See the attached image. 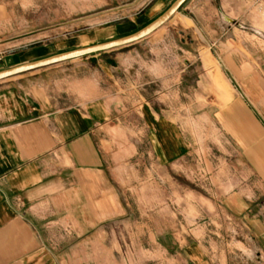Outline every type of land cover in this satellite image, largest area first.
Returning a JSON list of instances; mask_svg holds the SVG:
<instances>
[{
	"label": "crops",
	"instance_id": "1",
	"mask_svg": "<svg viewBox=\"0 0 264 264\" xmlns=\"http://www.w3.org/2000/svg\"><path fill=\"white\" fill-rule=\"evenodd\" d=\"M214 1L215 71L228 72L243 94L218 109L228 128V186L203 178L196 198L243 228L255 264H264V0ZM209 22L198 16L203 31ZM153 32L0 79V264H210L203 244L174 238L171 222L152 227V199L174 197L152 191V159L165 185L191 167L187 136L166 116L164 140L152 143ZM77 47L15 41L0 52V70ZM130 85L146 106L150 140L128 155L110 122L126 117Z\"/></svg>",
	"mask_w": 264,
	"mask_h": 264
},
{
	"label": "rangeland",
	"instance_id": "2",
	"mask_svg": "<svg viewBox=\"0 0 264 264\" xmlns=\"http://www.w3.org/2000/svg\"><path fill=\"white\" fill-rule=\"evenodd\" d=\"M143 1L0 0V52L6 44L26 39H33L34 43L50 41L56 50L105 41L124 28L140 27L173 0ZM154 1L160 5L152 10L149 7ZM182 6L152 33V68L155 66V70H152V102L149 104L152 143L164 140V127L168 122L176 125L185 132L190 144L191 167L176 178L177 182L173 180V184L165 185L159 180L164 169L152 159V177L147 176L152 178V191H173L174 196L152 199V212H158L152 214V227L164 228L165 223L171 222L174 238L203 244L210 264H255L254 247L246 242V231L217 214L208 200L202 203L196 198L204 191L200 183L203 178L214 176V181L220 180L228 186L229 168L221 165L223 158H228V128L225 120L219 118L218 109L225 106L231 94H243V90L236 86L228 72L215 71L210 36L214 15H219L216 2L189 0ZM203 15L210 20L207 31L198 28V16ZM253 74L259 77L258 72L253 71ZM259 88L253 87L254 90ZM134 90L133 85L126 88V117L110 122L121 128L120 144L128 155L133 153L128 151L133 143L150 140L145 129L146 106L135 100ZM144 158L147 159L146 155L142 161ZM145 163L148 164V160ZM140 177H144L143 174ZM156 235L164 239V231Z\"/></svg>",
	"mask_w": 264,
	"mask_h": 264
},
{
	"label": "water",
	"instance_id": "3",
	"mask_svg": "<svg viewBox=\"0 0 264 264\" xmlns=\"http://www.w3.org/2000/svg\"><path fill=\"white\" fill-rule=\"evenodd\" d=\"M186 0H173L168 7L161 12L158 16H156L153 20L145 24L143 27L135 30L134 32H131L129 34L93 43L90 45H85L81 47H77L74 49L62 51L59 53H55L37 60L29 61L23 64H20L18 66L0 70V79L21 73L24 71L36 69L39 67L47 66L53 63H58L61 61L81 57L84 55H88L91 53H96L104 50H108L111 48L123 46L129 43H132L134 41H137L146 35L150 34L151 32L155 31L157 28H159L161 25H163L167 20H169L172 15L178 11L180 6L185 2Z\"/></svg>",
	"mask_w": 264,
	"mask_h": 264
}]
</instances>
